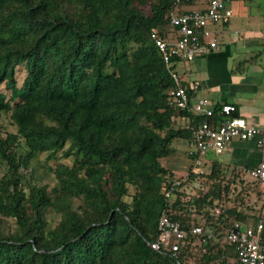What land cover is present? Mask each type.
Here are the masks:
<instances>
[{
  "label": "trees",
  "instance_id": "obj_1",
  "mask_svg": "<svg viewBox=\"0 0 264 264\" xmlns=\"http://www.w3.org/2000/svg\"><path fill=\"white\" fill-rule=\"evenodd\" d=\"M173 7L174 0H0V264L237 262V250L221 242L255 214L242 173L214 161L195 175L192 162L177 178L163 163L177 154L175 142L191 143L194 125L230 117L222 112L228 102L212 117L171 105L170 71L191 99L195 84L183 80L179 60L167 67L152 39L155 31L172 36ZM257 60L238 62L235 72ZM231 117H241L238 109ZM123 121L137 125L135 146L87 132ZM46 153L73 161L57 163L50 180L36 165ZM176 180L183 184L168 198ZM194 182L201 187L188 192ZM163 215L186 230L198 220L216 239L189 235L177 257L156 251L149 244Z\"/></svg>",
  "mask_w": 264,
  "mask_h": 264
},
{
  "label": "built area",
  "instance_id": "obj_2",
  "mask_svg": "<svg viewBox=\"0 0 264 264\" xmlns=\"http://www.w3.org/2000/svg\"><path fill=\"white\" fill-rule=\"evenodd\" d=\"M234 2L235 0H174V7L169 14L172 36L165 39L156 31L152 33V39L167 67L172 66L173 59L191 63L208 51L220 50L219 37L211 27L224 26L231 21L234 16L231 5ZM191 5H200L201 8L185 9ZM170 73L175 83L169 91L172 106L207 117L214 116L216 104L203 98L193 103L189 89L182 84L180 77L175 71ZM192 88L196 92L199 85L194 84ZM236 111L234 105L222 106V112L227 116L231 117ZM230 117L217 127L205 121L191 128L193 174L204 175L206 157L209 154L222 155L233 140L246 141L257 137L258 146L264 153V125L256 126L241 117ZM246 175L264 189V160L258 166L246 170ZM182 184V181L176 180L166 196L169 198ZM215 213L220 214L221 209L216 208ZM188 229H184L180 222L170 216L163 215L159 221L157 239L149 245L156 251L177 257L189 235L203 236L205 241L216 239L213 233H206L202 225L194 224ZM263 232V221L256 224L238 221L225 232L221 243L237 250L238 259L235 264H264Z\"/></svg>",
  "mask_w": 264,
  "mask_h": 264
},
{
  "label": "crops",
  "instance_id": "obj_3",
  "mask_svg": "<svg viewBox=\"0 0 264 264\" xmlns=\"http://www.w3.org/2000/svg\"><path fill=\"white\" fill-rule=\"evenodd\" d=\"M200 8V5H191L185 9L197 10ZM230 23L231 21L224 26L211 27L219 37L220 50L208 51L194 62L179 64L177 71L183 80L199 85V90L194 92L192 96L193 103L200 98L209 100L214 104L228 102L226 104L234 105L238 109L241 118L247 120L250 124L263 126L264 64L248 63L244 67L245 69H239L235 72V66L240 61L236 60V56H233L232 48L225 47V37ZM245 34H237V36H243L241 40L244 43L246 42V45H253L256 40H253L252 36L256 33L247 31ZM245 36H248V38L246 39ZM242 53L246 54L247 52L243 51ZM186 122L187 120H182L183 124ZM258 143L259 138L257 137L246 141L233 140L227 145L222 155L209 154L205 159V165H211L214 161H219L229 170L233 168L239 170L242 173L241 178L245 181L247 179L252 181L246 175V170L258 166L264 160V153L259 148ZM191 150H193L192 146L189 152ZM189 161V166H191L192 161L190 159ZM172 171L176 175V172ZM254 202L250 205H253ZM254 209V217H250L246 222L253 224L259 221L264 222V189L259 192ZM256 216L257 218H255Z\"/></svg>",
  "mask_w": 264,
  "mask_h": 264
},
{
  "label": "rangeland",
  "instance_id": "obj_4",
  "mask_svg": "<svg viewBox=\"0 0 264 264\" xmlns=\"http://www.w3.org/2000/svg\"><path fill=\"white\" fill-rule=\"evenodd\" d=\"M232 8L234 16L231 19V23L228 27V33L225 37V47L232 48L233 56L237 57L236 60L243 61L257 55V63L264 64V0H235ZM247 31L256 33L252 36L253 40L256 41L250 46L246 45V42L244 43V41L241 40L243 36H237V34H245ZM245 38L247 39L248 36H245ZM243 51H246L247 53L243 54ZM25 76L26 71L24 67H19L17 72V82L20 87L23 85ZM3 91L5 94L10 96V92L6 90L5 87H3ZM83 112L84 111H79V114ZM3 125L9 132H16L17 130L15 126L11 125L9 118H5ZM136 128L137 125L135 122L123 121L116 122L109 126L94 125L91 129H88L87 132L92 131L94 139L99 142H102L103 138H106L110 143H114L119 140L135 146L137 140ZM174 147L177 150V154L167 160H164L163 163L176 172L177 178L186 177L190 168V161L188 159L187 152L189 151L191 145L189 141L180 140L174 143ZM62 156L63 153H60L55 159H49V154H42L39 156L36 165L39 171L51 180L54 178L51 170L55 168L57 163L63 162L71 164L73 161L72 158L62 159ZM209 168V166H205V172H207ZM231 172L232 170H229V175H231ZM245 182H248L253 190L249 193L252 199L250 198V201H248L249 204H252V202H256L262 188L253 181H249V179ZM200 187L201 184L194 182L188 183L186 189L188 192H193V189ZM237 190H241V185L238 186ZM255 202L252 206H254ZM196 223H198V220L194 221L191 225Z\"/></svg>",
  "mask_w": 264,
  "mask_h": 264
}]
</instances>
